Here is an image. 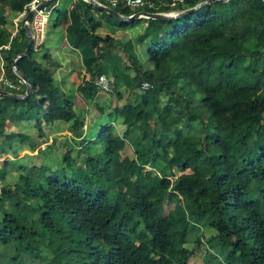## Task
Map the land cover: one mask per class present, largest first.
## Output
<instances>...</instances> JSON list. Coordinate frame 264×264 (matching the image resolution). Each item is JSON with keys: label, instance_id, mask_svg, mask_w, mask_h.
Listing matches in <instances>:
<instances>
[{"label": "trees", "instance_id": "obj_1", "mask_svg": "<svg viewBox=\"0 0 264 264\" xmlns=\"http://www.w3.org/2000/svg\"><path fill=\"white\" fill-rule=\"evenodd\" d=\"M32 1L0 0V78L4 68V78L18 84V70L31 83L27 97L0 102V135L14 118L63 121L77 143L69 144L63 169L0 188L9 197V211L0 206V254L10 255L7 264H191L193 258L264 264V198L260 205L250 199L258 186L264 197V1H210L174 18L122 22L72 0L52 15L50 30L57 31L43 46L45 63L34 49L15 62L29 39L22 26L11 40L13 22ZM202 1L159 12L181 13ZM113 10L133 14L122 5ZM63 40L79 55L74 80L86 73L79 100L99 108L87 129L89 111L78 107L75 87L54 79L59 66L50 52ZM139 44L154 68L138 62ZM102 74L111 82L112 102L105 105L95 84ZM143 82L153 88L140 89ZM0 91L25 93L3 83ZM104 116L108 124L91 134ZM89 137L103 150L85 159L76 146ZM128 144L130 164L147 173L150 195L127 187L119 154L128 153ZM78 162L87 169L79 170Z\"/></svg>", "mask_w": 264, "mask_h": 264}, {"label": "rangeland", "instance_id": "obj_2", "mask_svg": "<svg viewBox=\"0 0 264 264\" xmlns=\"http://www.w3.org/2000/svg\"><path fill=\"white\" fill-rule=\"evenodd\" d=\"M71 2L72 0H59L58 7L62 8L64 6H68L69 4H71ZM53 16H55V14ZM53 16L49 20L50 28L48 29L49 30L48 32H50L51 31L50 29L52 28V24L54 21ZM144 21L146 22L145 19ZM27 33L25 38L29 39ZM51 34L52 31L49 34H47V38L49 37L51 38L52 37ZM240 38L244 40L246 36L241 35ZM53 46L54 47L52 49H55L57 47L54 44ZM45 52L46 50L44 48L42 53L39 52L37 54L35 52V55L40 59L41 57H43ZM147 53L148 50L145 45L139 44L137 46L138 62L143 67H145L146 70H148L151 67L154 68V64H152L149 61ZM55 57L58 59L57 55ZM54 79L55 82L58 81L57 74H55ZM21 86H22L21 90H25V85H21ZM68 87H69L68 89L74 91V87L70 85ZM21 90L19 92H21ZM109 96L110 95L108 94V92L100 93L99 101L101 102V104L103 105H105L106 103L110 104L112 101H110ZM225 98L229 102L234 101L232 96L228 93H226ZM117 103L118 102L116 101V104ZM191 103L192 106H195L198 109L197 111L199 113L200 112L203 113L205 119L209 118L210 116L209 113L205 112L202 108H200V105L196 100H192ZM78 107H85V111L87 112L89 111V115L86 116V124H85V129H86L87 126L90 124L91 119L97 118L99 116L100 114L99 108L97 107V105H94L88 110L87 106L82 101H79ZM86 114L87 113L85 112L84 115ZM107 122L108 121L105 116L100 120L97 121L95 120L92 124L91 134L93 132L99 133L101 127H105V125L108 124ZM9 124L10 125H8L7 133L2 136L0 135V178L2 177L1 175L2 172L5 175L3 182H0V188L3 187L4 185L14 186L17 183H20L19 179H21L22 176H25L26 177L25 179L27 180L30 176L31 177L34 176L36 177V179L42 180L43 178H45L46 174L63 169L64 157L68 152L67 142L70 141L69 144H72L73 146L77 143L75 140H73V142L71 141L73 138L71 136V133L68 130H66V123L63 121H57L56 124H52V125H48L45 122L41 123V125H37L36 120L29 121L23 118L20 119L14 118L13 122ZM67 124L70 125V123ZM116 134L118 135V131H116ZM91 141H93V143L96 142L95 144H97V142H99V139L94 141L92 140V138H90V142ZM41 143L44 144L40 145ZM87 146H90L89 143L82 146V148L85 149V151L82 153L85 159H87L89 155L101 153L103 150V147L100 145L98 149L94 148L91 152L88 148H86ZM35 147L37 148L35 149V151H33ZM128 148H129L128 153L126 152L125 154L122 155L119 154V160H120L119 165L122 166L123 170H125L126 173H128L126 180L127 187L131 191H142L145 194L150 195L152 194V190L147 186L146 183L147 173L146 172L140 173L139 170L133 168L131 164H129L130 160L134 157L133 155L134 151L130 144H128ZM44 150L45 152H43L42 154L39 152ZM73 156H74L73 158H76V153L73 152ZM127 157L128 159L124 161V159ZM96 163L97 162H94V164L91 167H94ZM70 166H72L71 163L67 167ZM76 167L82 171H85L87 169V166L82 165L81 162ZM34 168L37 169V171L33 170ZM262 188L263 187L258 186L257 187L258 190L250 195V199L253 202L257 203L258 205L261 204L262 198H264L260 194ZM8 200L9 197L0 196V206H2L6 211H9ZM192 221L193 223L199 226L200 219L195 218ZM206 239L207 238H205V240ZM190 240H191L190 244L194 243L195 236H192ZM2 249L3 248H1L0 246V251ZM9 258L10 255H7V252L4 253L3 255L0 254V264H7ZM190 263L205 264V262L199 260L198 258L191 259ZM37 264H43V263L39 261Z\"/></svg>", "mask_w": 264, "mask_h": 264}, {"label": "built area", "instance_id": "obj_3", "mask_svg": "<svg viewBox=\"0 0 264 264\" xmlns=\"http://www.w3.org/2000/svg\"><path fill=\"white\" fill-rule=\"evenodd\" d=\"M87 4H92L90 0H83ZM98 5L108 7L109 9H115L120 7L121 5L124 8H130L133 11V14L139 12L141 18H145V13H154V14H170V15H177L180 13L179 10L173 9L168 12H159L161 7L164 6H170L172 8L176 7L178 4H184L186 0H170L164 4L157 5L156 2L153 0H94ZM211 0H203V2H210ZM59 0H33L30 2L24 10L19 14V16L14 20V34L11 36V40L17 37V35L20 32V28L24 26L23 20L26 17V15L33 11L32 16L29 18V20L25 23L27 26V29L31 32L30 35L32 37L34 46L33 49L36 51V53L41 52L45 42H46V36L48 34V26H49V20L52 17L55 9L58 6ZM131 14V15H133ZM130 15V16H131ZM32 18V20H31ZM146 19V18H145ZM5 49H10V44L7 46H4ZM2 48H0V51ZM18 59H15V62ZM3 75L0 78V83H3L6 87H8L11 90L18 91L21 87V85H25V80L22 77H19L18 84L12 83L10 80L4 78V70L2 71ZM110 80L105 75L102 74L98 76L95 80L96 86L101 91L110 92L111 86H110ZM153 86L148 82H143L140 86V89L148 91Z\"/></svg>", "mask_w": 264, "mask_h": 264}, {"label": "crops", "instance_id": "obj_4", "mask_svg": "<svg viewBox=\"0 0 264 264\" xmlns=\"http://www.w3.org/2000/svg\"><path fill=\"white\" fill-rule=\"evenodd\" d=\"M50 28V24H49V26H48V29ZM49 31V30H48ZM52 31V37L50 38H47V36H46V40L48 41V39H53L54 37H55V33H56V31L57 30H55V31H53V30H51ZM50 31V32H51ZM50 32H48V34L50 33ZM50 35V36H51ZM44 49V48H43ZM43 49L41 50V52L40 53H42V51H43ZM38 54V53H37ZM50 54L51 55H53V58L55 59V60H57V66H59V69H57V72H56V74H57V76H58V82L60 83V85L61 86H63V87H68L69 85L70 86H72V87H75V92H74V94L76 95V100H77V102H79L80 100H79V98L80 97H78L77 96V92H76V90H77V88H78V86L82 83V81H83V78H84V76L86 75V73H85V71L83 72V75H82V77L81 78H79V80H78V82L76 81V80H74V70H75V68H74V64L75 63H77L78 61H79V55L77 54V52L76 51H74L73 50V48H71L67 43H66V41L65 40H63L59 45H57V47L55 48V49H53V51L52 52H50ZM45 55V54H44ZM43 55V56H44ZM58 56V59L55 57V56ZM37 58V60L39 59L38 57H36ZM38 61H41V62H43V63H45V61L43 60V57H41ZM47 62V61H46ZM3 70H5L4 68H3ZM2 70V71H3ZM66 80H67V82H66ZM22 89V86L20 87V89L18 90V92L20 91ZM25 92L26 91V86H25V90H21V92ZM101 91V90H100ZM103 92H105V91H103ZM103 92H99V95H98V99L100 98V93H103ZM21 95H23V93H20ZM20 94H17V95H20ZM4 98H7V97H4V96H1L0 95V102H2V101H4ZM20 99H23V98H20ZM20 99H18V100H20ZM88 109H89V107H88ZM89 114H87V116H88ZM69 129V125L68 124H66V130H68ZM87 129V128H86ZM1 131V130H0ZM69 131V130H68ZM70 132V131H69ZM71 133V132H70ZM71 136H72V134H71ZM72 138H73V136H72ZM98 138H95V139H93L94 141L95 140H97ZM73 140H75L74 138L71 140L72 142H73ZM69 142L70 141H68L67 142V145L69 146ZM89 143V145L90 146H87L86 148H88L91 152H92V150L94 149V148H96V149H98V147L100 146V143L99 142H97V144H95L96 142H94L93 143V141H91V142H88ZM87 144V143H86ZM86 144H83V145H86ZM92 144H95V145H92ZM83 145H80V146H77V149H79V150H82V152H84L85 151V149H83L82 148V146ZM69 148V147H68ZM48 149H50V148H48ZM28 150V149H27ZM7 155V154H6ZM84 156V155H83ZM89 158V157H88ZM126 159H128V157L127 158H125L124 159V161L126 160ZM123 161V162H124ZM131 161V160H130ZM80 164V162H78V164L77 165H79ZM130 164V163H129Z\"/></svg>", "mask_w": 264, "mask_h": 264}, {"label": "water", "instance_id": "obj_5", "mask_svg": "<svg viewBox=\"0 0 264 264\" xmlns=\"http://www.w3.org/2000/svg\"><path fill=\"white\" fill-rule=\"evenodd\" d=\"M92 2L93 5L101 8L102 10H104L105 12L109 13V15L113 16L114 18L122 21V22H128V21H133L137 18H141L140 16V13L137 12L131 16H128V17H124L122 15H120L118 12H116L115 10H112V9H109L108 7H104V6H100L98 5L94 0H90ZM211 1H218V2H229L231 0H211ZM264 1V0H262ZM207 2H201L197 7L193 8V9H189V10H186L184 12H181L177 15H170V14H154V13H145V12H142L145 16L146 19H151V20H164V19H169V18H174V17H177L178 15H186V14H190V13H193L195 11H197L201 6L205 5ZM33 14V11H30L26 17L24 18L23 20V24H24V28L25 30H27V34H28V37H29V42H28V45L25 49V51L21 54H19V56L17 57V59H19L20 57H23L27 54H29V52L33 49V46H34V43H33V40H32V37L30 35V31L27 29V26L25 25V23L29 20V18L32 16ZM17 73V75L19 77H22L24 80H25V83H26V91L23 95H17V94H12V93H8V92H3V91H0V95L1 96H4V97H7V98H10V99H20V98H25L27 97L30 92H31V83L28 79V77L22 73L21 71L19 72L18 70L15 71Z\"/></svg>", "mask_w": 264, "mask_h": 264}, {"label": "bare ground", "instance_id": "obj_6", "mask_svg": "<svg viewBox=\"0 0 264 264\" xmlns=\"http://www.w3.org/2000/svg\"><path fill=\"white\" fill-rule=\"evenodd\" d=\"M31 20H32V18H31Z\"/></svg>", "mask_w": 264, "mask_h": 264}]
</instances>
